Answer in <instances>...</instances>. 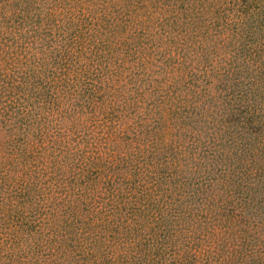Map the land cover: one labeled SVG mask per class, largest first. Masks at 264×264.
<instances>
[{
    "label": "trees",
    "instance_id": "obj_1",
    "mask_svg": "<svg viewBox=\"0 0 264 264\" xmlns=\"http://www.w3.org/2000/svg\"><path fill=\"white\" fill-rule=\"evenodd\" d=\"M0 264H264V0H0Z\"/></svg>",
    "mask_w": 264,
    "mask_h": 264
}]
</instances>
